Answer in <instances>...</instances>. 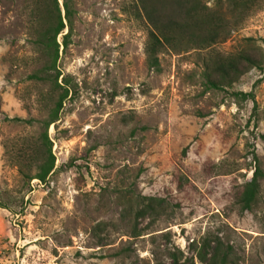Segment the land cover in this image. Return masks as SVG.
<instances>
[{
	"label": "rangeland",
	"instance_id": "1",
	"mask_svg": "<svg viewBox=\"0 0 264 264\" xmlns=\"http://www.w3.org/2000/svg\"><path fill=\"white\" fill-rule=\"evenodd\" d=\"M67 2L56 67L71 91L48 128L55 166L27 183L16 149L38 141L58 96L30 77L50 64L36 39L54 3L0 0V264H264V0L245 16L206 0L229 21L226 37L164 49L159 70L147 65L135 0ZM253 47L263 69L206 86L213 55ZM256 166L259 192L245 208ZM216 244L224 261L210 260Z\"/></svg>",
	"mask_w": 264,
	"mask_h": 264
},
{
	"label": "trees",
	"instance_id": "2",
	"mask_svg": "<svg viewBox=\"0 0 264 264\" xmlns=\"http://www.w3.org/2000/svg\"><path fill=\"white\" fill-rule=\"evenodd\" d=\"M227 1L233 12L238 10L241 16H245L250 10L260 6V0ZM53 3L54 5L48 9V12L55 15V19L38 34L36 39V43L42 46L49 55L50 64L46 69L40 71L41 74L32 73L30 77L40 81L49 80L53 89L58 91L57 99L44 119L13 118L28 124L37 120L43 127L37 142L28 143L27 146L16 149V165L27 183L32 179L45 181L54 169L55 157L51 151L52 142L48 136V128L50 124L58 120L64 101L71 91L70 80L66 76H62L59 82L61 73L58 71L56 63L59 58L60 45L65 48L69 43L73 11L67 0L62 3L64 15L61 14L58 1L53 0ZM134 13L137 16H144L149 25L145 54L148 67L154 70L160 68L158 54L164 49L210 47L219 39L225 38L230 31L229 21L221 10L210 8L206 4V0H135ZM66 24L68 31L61 35L62 41L59 43L57 35L62 32ZM251 68L263 69V55L260 49L254 47L230 55L216 53L213 55L211 63H205L203 75L207 87L220 88L233 83ZM235 94L242 99L247 97L253 99V94L250 91H238ZM255 107L254 104V110ZM262 176V170L256 166L252 176L243 184L240 198L245 208L254 202L260 188L259 179ZM217 251H219L218 244H216L210 260L218 259ZM226 256L223 253L219 257L220 261H224Z\"/></svg>",
	"mask_w": 264,
	"mask_h": 264
}]
</instances>
